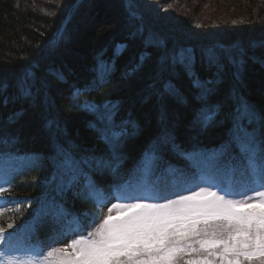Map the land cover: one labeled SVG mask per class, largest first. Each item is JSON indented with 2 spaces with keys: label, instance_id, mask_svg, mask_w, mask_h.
<instances>
[{
  "label": "trees",
  "instance_id": "1",
  "mask_svg": "<svg viewBox=\"0 0 264 264\" xmlns=\"http://www.w3.org/2000/svg\"><path fill=\"white\" fill-rule=\"evenodd\" d=\"M48 1L0 0V162L18 171L5 194L19 208L0 222L21 211L23 222L57 214L87 223L103 193L148 185L166 169L233 168L239 185L254 177L235 143L221 159L208 154L234 137L264 144L262 17L213 42L144 16L137 0ZM71 172L82 189L69 187Z\"/></svg>",
  "mask_w": 264,
  "mask_h": 264
},
{
  "label": "snow or ice",
  "instance_id": "2",
  "mask_svg": "<svg viewBox=\"0 0 264 264\" xmlns=\"http://www.w3.org/2000/svg\"><path fill=\"white\" fill-rule=\"evenodd\" d=\"M193 86L202 95L208 91L198 77ZM242 110L254 111L246 102ZM203 120L210 122L211 113ZM233 143L259 178L254 195L235 198L219 184L199 183L173 199L146 187L127 197L132 202L115 204L114 212L104 215L98 203L99 214H89L87 223L74 218L66 246H29L17 256L11 254L18 247L14 234L0 229V264H264V144L257 151L252 141L234 137L208 158H223Z\"/></svg>",
  "mask_w": 264,
  "mask_h": 264
},
{
  "label": "rangeland",
  "instance_id": "3",
  "mask_svg": "<svg viewBox=\"0 0 264 264\" xmlns=\"http://www.w3.org/2000/svg\"><path fill=\"white\" fill-rule=\"evenodd\" d=\"M138 4L141 6L142 12L144 11V16L151 15L152 11L156 17L162 21L164 24L171 26L177 25L181 36L192 35V36H209L213 37V42L219 41L218 39L223 38L230 31L237 30L236 25L246 23L248 18H260L264 19L263 7H261L263 0H252V2L260 5L257 8L249 7L247 3L249 0H137ZM225 2V3H224ZM49 3V4H48ZM221 3L220 5H218ZM48 5L58 7V4L48 1ZM43 3L39 8L45 14L48 10L43 7ZM222 7H218L221 6ZM63 7L62 11L65 12ZM224 27V29H223ZM177 28V27H176ZM230 30V31H228ZM217 37H214L216 36ZM178 60V58H177ZM231 177V176H230ZM229 182V180H228ZM203 183L208 184H219L215 179L209 181H204L202 178L196 180V184L192 185L186 181L185 176L182 175L181 171L166 172L163 177L156 179L153 186H148L153 189V193L159 192L162 195L170 196L173 199L179 198L180 195L190 194L187 189H195L196 185ZM71 185L73 184V179L71 180ZM137 186L129 188L127 192L121 193L118 196L108 198L103 203L104 207L102 213L107 215L109 209L114 210L115 204L129 203L131 200L127 199L128 196L140 192L146 188L136 184ZM221 186V185H220ZM222 188V187H221ZM225 189V188H223ZM238 189V188H237ZM236 189V190H237ZM231 192V191H229ZM233 193V192H231ZM248 188L238 189L235 194V198L246 197L249 194ZM164 202V201H160ZM21 215L20 213H17ZM13 215L9 224L12 225L11 228L7 226L0 227L6 234H14V239L17 241L18 247L14 253L17 256L23 255L28 249L27 247H22L23 244H30L31 246L40 245L42 247H48L50 245L56 246H66L70 237L65 235L69 222H63L60 220H45L39 223V225L30 230L24 227L20 223V218ZM6 218H10L9 216ZM14 219V221H13ZM24 227V228H23ZM23 228V229H19ZM30 234V235H29ZM7 251V249L5 248Z\"/></svg>",
  "mask_w": 264,
  "mask_h": 264
}]
</instances>
